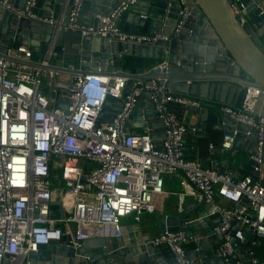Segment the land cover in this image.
I'll return each mask as SVG.
<instances>
[{
	"label": "built area",
	"instance_id": "1",
	"mask_svg": "<svg viewBox=\"0 0 264 264\" xmlns=\"http://www.w3.org/2000/svg\"><path fill=\"white\" fill-rule=\"evenodd\" d=\"M83 1H73L66 29L77 30L84 37L110 35L117 41L167 39L160 34L128 33L117 26L122 11L136 0H125L111 12L100 14L97 27L79 23ZM178 1L186 18L191 11L188 0ZM36 2L26 0L24 10L11 8L19 15L56 24L54 12L50 18L33 14ZM232 7L244 23L245 8L237 1ZM8 54L26 62L33 57L26 45L10 49ZM49 63L50 57L42 61L46 67L42 68L0 56V264H19L29 251L37 252L41 245L61 241L67 234L75 246L89 238H119L123 218L134 216L140 222L144 214L161 210L172 194L178 198L179 212L188 197L197 204L210 205V214L219 219L214 231L221 236L219 256L226 264L233 260V264H248V258L249 264H262L246 243L254 234L250 244L256 246L258 237L264 235V184L249 174L237 178L186 157L185 137L190 127L178 117L174 106L198 107L201 99L173 91L168 83L173 66L169 59L152 67L165 76L152 80L151 85L137 81L128 95L126 77L100 71L73 74L68 90L59 95L60 104L51 101L45 88L54 86L64 72L48 68ZM143 89L150 92L163 122L164 138L158 143L148 130L131 133L127 128ZM262 93L248 87L240 108L222 107L231 118L260 130L253 154L260 163L264 117L256 116L255 105ZM108 99L124 101L112 121L102 119ZM233 140L226 135L221 147L231 149ZM178 173L179 189L171 192L165 177ZM57 190L61 193L58 199ZM54 200L61 201L58 208L52 204ZM54 211L57 216L52 215ZM200 237L186 227L153 235L146 244L167 248L173 256L171 264H201L188 256L186 247Z\"/></svg>",
	"mask_w": 264,
	"mask_h": 264
},
{
	"label": "water",
	"instance_id": "2",
	"mask_svg": "<svg viewBox=\"0 0 264 264\" xmlns=\"http://www.w3.org/2000/svg\"><path fill=\"white\" fill-rule=\"evenodd\" d=\"M62 1L37 0L33 14L50 18L54 11L60 15ZM73 1L70 0L62 21L58 19L56 24H49L19 15L11 8L24 10L26 0H6V4L0 0V56L42 68H46L42 61L50 57L48 68L52 70L79 75L100 71L126 77L125 95L137 81L151 85L152 80L165 76L161 70L152 67L157 61L169 59L173 66L169 70L168 83L173 91L201 99L198 107L181 105V112L189 110L197 114V130L202 131L207 119L211 118L215 123L218 117L209 110H217L225 135L234 137L232 148L224 151L227 154L244 151L246 170L254 180H259L264 155L260 163L253 154L260 130L231 118L222 110V105L240 108L248 87L264 91V0H188L191 11L186 18L181 15L178 0H136L122 11L116 20L117 26L137 35L167 37L140 42L137 39L117 41L110 35L84 37L80 33L78 36L66 29ZM123 1L84 0L79 23L97 27L99 15L111 12ZM234 1L245 8L244 23L232 7ZM21 45L31 49V61L8 54L10 49ZM126 56L137 59L135 68L124 67ZM178 62L179 67L176 66ZM137 87L141 85L137 84ZM123 103L120 99L106 100L102 119L112 121ZM111 108H114L112 113ZM255 113L264 117V93L258 96ZM133 120H139L138 126L143 132L148 130L155 143L164 138L163 122L147 89L142 90L127 125ZM52 204L60 206L61 201L54 200ZM198 210L203 212L204 206H199ZM52 215L57 216L58 212L54 211ZM206 215L201 213V219H193L183 211L158 214V232H173L191 226L202 228L201 223L208 221ZM122 231L119 238H89L78 246L67 234L61 241L41 245L37 252L29 251L19 264H168L164 261L163 248L146 244L153 235L152 232L144 234L141 224L123 225ZM188 232L193 233L192 230ZM199 244V250L188 252L190 258L199 259L210 251L206 237L201 238ZM204 262L226 264L221 256L204 257Z\"/></svg>",
	"mask_w": 264,
	"mask_h": 264
},
{
	"label": "crops",
	"instance_id": "3",
	"mask_svg": "<svg viewBox=\"0 0 264 264\" xmlns=\"http://www.w3.org/2000/svg\"><path fill=\"white\" fill-rule=\"evenodd\" d=\"M70 0H63L61 3L62 11L60 15H57L55 13V17L57 19H61L64 17L66 10L68 9ZM54 12V11H53ZM76 35L79 36L80 32L72 30ZM134 60L137 62V59L132 56H126L123 60V65L127 64L129 61ZM73 80V74L70 73H64L62 77L59 79L60 85L57 86L56 84L54 86H48L45 88V93L50 97L51 101L56 104H60L59 101V95L64 94L68 87L70 86L71 82ZM227 104H223L225 106ZM232 106V105H231ZM114 107V106H113ZM175 111L177 114L181 115V120L185 122L189 127V131L186 134L185 137V154L186 157H191V159H198L202 162L204 167L206 168H214L219 171H227L233 173V175L237 178L244 177L245 175L249 174L246 170L245 164H246V155L245 152L242 150H239V152L236 154L235 151L233 153L227 154L224 149L221 147V144L223 142L225 135L224 127L222 120L220 118L219 112L217 110H209V112L214 116H218L216 119V122L213 123L211 121V118L206 120V125H204V129L202 131L197 130V114L192 113L189 110H186L185 112H181V106L175 105L174 106ZM111 113L114 112V108L110 109ZM105 113V112H104ZM210 114V115H211ZM133 115V114H132ZM257 117H261V115L256 114ZM132 117V116H131ZM211 117V116H210ZM139 120H133L130 125H127V128L129 132L131 133H138L143 131V128L138 126ZM208 137L211 141V147L206 148V155L204 157H201L198 148V139ZM209 143V144H210ZM181 174H175L172 176H166L165 177V186L168 188L169 191L175 192L179 189V181H180ZM58 179V178H57ZM259 180L264 184V165L261 169V175ZM58 182V181H57ZM61 193L59 190H57L55 197L56 199L60 198ZM218 198V196L216 197ZM177 204H178V198L175 194H172L169 196V198H166L164 200V203L162 205L161 210H159L156 213H150V214H144L142 216V219L140 222H137L134 216H127L123 218V225H130L139 223L141 224L142 231L144 234H148L152 232V235L159 234L158 227L156 223V217L158 214L161 213H177L179 212L177 210ZM225 205H231L230 202H224ZM202 204H197L194 199L191 197H188L184 199L183 202V212H186V214H190L193 219H201L200 214L201 213H207L208 221L205 223H201L202 228L198 226H191L187 228L188 230H192L194 233H199L201 235V238L206 237L208 240L210 251L204 256H219V247L221 244V236L220 234L216 233L214 231L215 225L219 222V219L217 216H214L210 214V205L209 204H203L204 211L200 212L198 210V207ZM59 206H55V208H58ZM64 227V231L68 233L67 227ZM250 240L248 243H246V247L249 249L252 248L255 252V255L257 259L263 264L264 263V235L259 236V244L256 246H252L251 239H255V235L251 234ZM257 237V236H256ZM199 239V240H200ZM199 240L197 242H191L187 244L188 252L192 250H199L200 244ZM163 255H164V261L168 264H171L173 262V256L170 253L169 250L166 248H163ZM204 257H200L198 260L201 261V264H205ZM247 263L249 264V258L247 259Z\"/></svg>",
	"mask_w": 264,
	"mask_h": 264
},
{
	"label": "trees",
	"instance_id": "4",
	"mask_svg": "<svg viewBox=\"0 0 264 264\" xmlns=\"http://www.w3.org/2000/svg\"><path fill=\"white\" fill-rule=\"evenodd\" d=\"M135 66H136V62L134 60H131L127 64H125L124 67L127 69H132V68H135ZM210 141L211 140L208 137L207 138L203 137V138L198 139V142H197L198 148L197 149L199 150L201 157H204L206 155V148L209 147V145H211ZM188 158H191V157H188Z\"/></svg>",
	"mask_w": 264,
	"mask_h": 264
}]
</instances>
